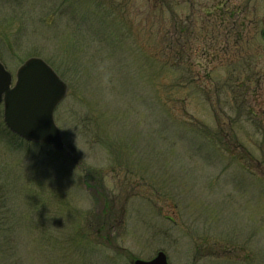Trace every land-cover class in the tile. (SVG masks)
<instances>
[{"label":"rangeland","instance_id":"374dc122","mask_svg":"<svg viewBox=\"0 0 264 264\" xmlns=\"http://www.w3.org/2000/svg\"><path fill=\"white\" fill-rule=\"evenodd\" d=\"M262 29L264 0H0L13 84H68L63 151L0 105V264H264Z\"/></svg>","mask_w":264,"mask_h":264},{"label":"water","instance_id":"95a60500","mask_svg":"<svg viewBox=\"0 0 264 264\" xmlns=\"http://www.w3.org/2000/svg\"><path fill=\"white\" fill-rule=\"evenodd\" d=\"M264 39V29L261 31ZM0 61V103L4 102V122L18 136L64 150L54 113L68 92V85L42 58L28 59L17 71V81ZM134 264H169L167 255L158 252L152 260L136 259Z\"/></svg>","mask_w":264,"mask_h":264},{"label":"clouds","instance_id":"9594fccd","mask_svg":"<svg viewBox=\"0 0 264 264\" xmlns=\"http://www.w3.org/2000/svg\"><path fill=\"white\" fill-rule=\"evenodd\" d=\"M77 197L85 210L91 209V207L93 206V200L87 188L81 189V191L77 194Z\"/></svg>","mask_w":264,"mask_h":264},{"label":"flooded vegetation","instance_id":"af4514ba","mask_svg":"<svg viewBox=\"0 0 264 264\" xmlns=\"http://www.w3.org/2000/svg\"><path fill=\"white\" fill-rule=\"evenodd\" d=\"M223 5L224 4H220L219 6H217L216 9L213 10V12L215 11V14H213V15L216 16V14H217V16H218L220 13L225 12V10H224L225 8ZM226 13L229 14L228 12H226Z\"/></svg>","mask_w":264,"mask_h":264},{"label":"trees","instance_id":"16d2710c","mask_svg":"<svg viewBox=\"0 0 264 264\" xmlns=\"http://www.w3.org/2000/svg\"><path fill=\"white\" fill-rule=\"evenodd\" d=\"M184 29V27H181V32H185V30H183Z\"/></svg>","mask_w":264,"mask_h":264}]
</instances>
